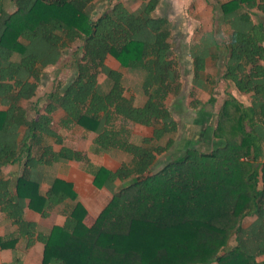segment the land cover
<instances>
[{
	"label": "trees",
	"instance_id": "trees-1",
	"mask_svg": "<svg viewBox=\"0 0 264 264\" xmlns=\"http://www.w3.org/2000/svg\"><path fill=\"white\" fill-rule=\"evenodd\" d=\"M13 1L7 11L0 0V212L14 226L0 235V249L16 254L21 241L24 251L41 242V264H264V22L253 18V9L264 13V0L221 2L227 39L211 34L191 49L193 91L212 90L203 74L214 48L222 49L223 77L257 96L261 127L248 130L255 109L252 116L230 94L217 113L215 145L208 151L189 146L156 171L153 165L175 144L179 129L167 100L182 90L172 57L174 24L154 15L160 0H143L135 9L116 2L97 18L95 0ZM78 41L72 80L38 96L43 71ZM109 57L143 75L141 104L126 102L125 73ZM214 102L211 96L204 104ZM112 107L121 121L152 127L148 143H134L128 128L108 124ZM59 111L62 128L98 133L97 152L121 151L120 167L109 169L63 145L53 128ZM71 159L85 163L96 187L112 191L93 225L85 222L87 209L73 184L52 174ZM15 164L20 171L12 176L7 169ZM26 208L43 215L59 208L66 221L44 233L25 219ZM252 214L258 217L248 233L242 223Z\"/></svg>",
	"mask_w": 264,
	"mask_h": 264
},
{
	"label": "rangeland",
	"instance_id": "rangeland-1",
	"mask_svg": "<svg viewBox=\"0 0 264 264\" xmlns=\"http://www.w3.org/2000/svg\"><path fill=\"white\" fill-rule=\"evenodd\" d=\"M10 0H5V8L10 10ZM124 2L131 9L137 8L140 0H119ZM184 1V0H183ZM182 1V2H183ZM225 0H191L189 6L184 7L173 5L171 7L159 8L154 12V15H163L168 17L174 24V29L171 37L172 43V57L178 65L179 72L181 74L182 90L177 97H169L167 100V106L170 108L174 116L179 123V129L175 136V144L165 154L160 156L153 165V171L160 169L166 162L181 157L186 148L189 146L197 147L200 150H210L211 144L208 140L212 139L213 127L217 122L218 110L227 98L224 93L226 88V80L224 79V58H222L223 50H217L214 48L215 54L208 59V68L206 69L203 77L208 81V85L212 88L211 91L202 90L197 92L193 88V55L192 46L201 37H209L214 34L219 40L225 42L228 34L226 27L223 23L218 22L221 17L220 3ZM117 2V1H116ZM206 2L201 8H196L200 3ZM113 1L99 0L94 2L93 17L97 18L106 8L111 6ZM196 5V6H194ZM194 6V7H193ZM157 13V14H156ZM82 41H78L76 44L64 49L63 55L54 67L47 68L43 71L42 82L38 88V96L44 97L45 94L53 90L63 89L75 75V60L80 53ZM108 63L113 67L122 70L126 76V102L132 104H141L143 102L142 92V80L143 75L138 72L129 73L127 69L120 65V63L112 57L108 58ZM151 66L149 62L147 68ZM103 81V78L101 79ZM211 96L215 98L213 104H204ZM200 103V104H199ZM26 106L29 108L31 105L26 102ZM115 107V106H113ZM111 108V112L108 117L107 123H114L118 126H125L130 130V141L142 144L148 143L147 140L152 135V127H143L139 124L131 121H121L123 119L114 108ZM207 111L206 113H204ZM202 112V113H201ZM34 110L29 109V115H34ZM61 115L60 111L56 112L53 128L62 135L65 145L67 147H78L82 150L88 147L89 142H93L89 147V151L94 157H100L108 154V152H97L95 149V140L98 138V133L94 131H86L82 127H76L74 129L67 130L60 126L58 117ZM53 142V138L49 139ZM213 140V139H212ZM55 148L60 150L61 145L55 144ZM115 156L118 161L122 157V152L117 150L110 153ZM109 157V156H108ZM116 159V160H117ZM130 159L129 156H125L122 160ZM73 160V159H72ZM114 158V161H116ZM77 161V160H76ZM84 163V162H83ZM85 165V163H84ZM15 170H10L12 176ZM235 243V242H234ZM24 243L20 245V250L16 252L20 256V260L16 261V254L12 257V262L4 264H22L24 258Z\"/></svg>",
	"mask_w": 264,
	"mask_h": 264
},
{
	"label": "crops",
	"instance_id": "crops-1",
	"mask_svg": "<svg viewBox=\"0 0 264 264\" xmlns=\"http://www.w3.org/2000/svg\"><path fill=\"white\" fill-rule=\"evenodd\" d=\"M99 0H95L94 2H97ZM109 1H113V4L117 2H120L119 0H106L108 3ZM141 3L143 0H140ZM160 0L159 4L155 11H157L159 8L167 9L166 7H171L173 5H178L187 7L191 3V0ZM122 2V1H121ZM10 3V10H13L15 8V4L13 0L9 1ZM140 3V4H141ZM206 2L200 3L196 8H201L205 5ZM221 5V3H220ZM196 6V5H194ZM193 6V7H194ZM154 11V12H155ZM157 14V13H156ZM157 16H163V15H157ZM253 18L255 22H264V13L257 9H253ZM220 22V21H218ZM218 54L221 57H224V53H213ZM213 56V55H212ZM210 56L209 58H211ZM222 57V58H223ZM208 58V59H209ZM207 60V64H208ZM111 65V64H110ZM208 68V65H207ZM225 71V70H224ZM194 72V71H193ZM195 75V74H194ZM224 93L227 95H234L236 96L244 105L245 107L251 111V108L255 109V113L253 116L254 120L247 123V128L249 131H251L252 128H260L261 127V120L259 119L257 115V107L256 103L259 101L257 96L251 94V93H245L240 91L232 82L226 81V88H224ZM205 111L204 113H206ZM141 126V125H140ZM149 128V127H148ZM71 131V130H70ZM264 132V130H263ZM261 140V139H260ZM208 142L211 144V147L215 145L214 140H208ZM261 142L260 144H262ZM93 144V142H89L88 147L83 148L84 150L75 147L74 149L81 150L84 153L87 154V156L95 163L101 164L106 166L109 169L117 170L121 165V159L118 161V159L115 156H112L110 153L109 155L103 153L104 155H100V157H94L89 151V146ZM65 145V141L64 144ZM67 146V145H65ZM62 147V145H61ZM69 147V146H68ZM58 150V149H57ZM109 156V157H108ZM114 158L116 161H114ZM20 171V167L18 164H15L7 169V172L10 170ZM52 174H54L55 177L64 179L68 182H71L74 186V189L78 195V200H80L87 209V214L85 217V222L88 225H93L96 221L98 215L103 210V208L109 203V201L112 198V191L107 186H103L101 188H98L94 184V177L86 171L85 165L81 161L76 160H62L60 161L54 168H52ZM43 190H48L49 184L44 183L42 185ZM25 219L28 221H35L37 223V228L39 231L44 233H49L53 227L55 226H61L66 221V216L62 214L59 210V208H56L54 211L49 212L47 215H43L39 212H36L34 210H31L30 208L25 209ZM256 214H252L247 216L242 223V229L246 232H250V229L254 228L253 226L256 223L257 219ZM258 228H262L261 226H257ZM264 229V228H263ZM14 230V226L11 224V222L8 220V218L5 216L4 213L0 212V235L4 236ZM237 242L235 239V236L233 237L231 244L235 245ZM22 241L18 244L20 246ZM43 252H44V244L41 242H36L32 247L29 249H26L24 251L25 255L23 258L22 264H41L43 259ZM14 256V251L11 249H0V264L4 263H10L12 262V257Z\"/></svg>",
	"mask_w": 264,
	"mask_h": 264
},
{
	"label": "built area",
	"instance_id": "built-area-1",
	"mask_svg": "<svg viewBox=\"0 0 264 264\" xmlns=\"http://www.w3.org/2000/svg\"><path fill=\"white\" fill-rule=\"evenodd\" d=\"M263 161H264V157H263Z\"/></svg>",
	"mask_w": 264,
	"mask_h": 264
}]
</instances>
